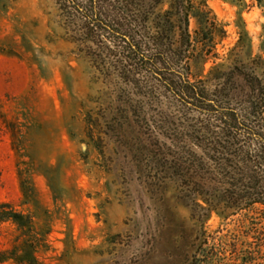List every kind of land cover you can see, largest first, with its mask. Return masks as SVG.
Listing matches in <instances>:
<instances>
[{"label": "rangeland", "instance_id": "obj_1", "mask_svg": "<svg viewBox=\"0 0 264 264\" xmlns=\"http://www.w3.org/2000/svg\"><path fill=\"white\" fill-rule=\"evenodd\" d=\"M195 1L221 30L203 75L263 56L259 6ZM92 5L118 20L111 0H0V201L33 213L41 264H183L200 228L227 221L212 211L201 225L191 191L197 137H211L168 91L122 77L110 52L122 41L83 17ZM17 234L2 224L0 247Z\"/></svg>", "mask_w": 264, "mask_h": 264}, {"label": "trees", "instance_id": "obj_2", "mask_svg": "<svg viewBox=\"0 0 264 264\" xmlns=\"http://www.w3.org/2000/svg\"><path fill=\"white\" fill-rule=\"evenodd\" d=\"M111 1L118 20L93 5L83 17L122 41L110 51L117 56L114 65L122 77L143 75L156 89L168 91L198 115L199 128L211 137V145L204 143L205 137H197L203 154L197 158V181L191 191L206 204L201 207V225L212 211L227 221L213 233L200 228L183 264H264V39L263 56L250 59L249 65L224 70L220 63L203 75L205 62L218 57L215 36L221 33L203 1ZM233 1L240 7L249 5ZM250 1L264 15V0ZM230 89L237 92L231 94ZM237 96L243 101L233 104ZM5 223L18 234L10 248L0 247V262L41 264L36 252L44 235L36 230L33 213L0 201V226Z\"/></svg>", "mask_w": 264, "mask_h": 264}]
</instances>
